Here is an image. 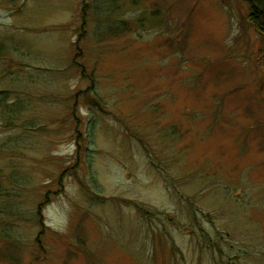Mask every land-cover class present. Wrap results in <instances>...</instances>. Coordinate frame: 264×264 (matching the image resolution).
Wrapping results in <instances>:
<instances>
[{
  "label": "rangeland",
  "instance_id": "rangeland-1",
  "mask_svg": "<svg viewBox=\"0 0 264 264\" xmlns=\"http://www.w3.org/2000/svg\"><path fill=\"white\" fill-rule=\"evenodd\" d=\"M248 13L0 0V264H264Z\"/></svg>",
  "mask_w": 264,
  "mask_h": 264
},
{
  "label": "trees",
  "instance_id": "trees-1",
  "mask_svg": "<svg viewBox=\"0 0 264 264\" xmlns=\"http://www.w3.org/2000/svg\"><path fill=\"white\" fill-rule=\"evenodd\" d=\"M249 5L248 20L254 26L256 32L263 36L264 40V0H244ZM264 68V58L261 61Z\"/></svg>",
  "mask_w": 264,
  "mask_h": 264
}]
</instances>
